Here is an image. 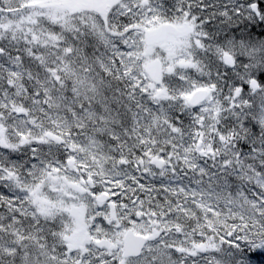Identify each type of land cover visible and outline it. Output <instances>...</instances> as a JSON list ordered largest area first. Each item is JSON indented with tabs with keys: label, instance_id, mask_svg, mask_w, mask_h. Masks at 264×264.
Instances as JSON below:
<instances>
[{
	"label": "snow or ice",
	"instance_id": "6c2138e0",
	"mask_svg": "<svg viewBox=\"0 0 264 264\" xmlns=\"http://www.w3.org/2000/svg\"><path fill=\"white\" fill-rule=\"evenodd\" d=\"M0 264H264V0H0Z\"/></svg>",
	"mask_w": 264,
	"mask_h": 264
}]
</instances>
